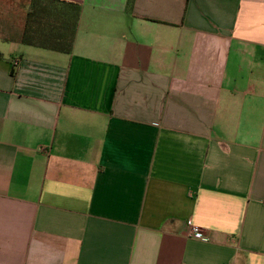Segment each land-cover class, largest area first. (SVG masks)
Listing matches in <instances>:
<instances>
[{
  "label": "crops",
  "instance_id": "1",
  "mask_svg": "<svg viewBox=\"0 0 264 264\" xmlns=\"http://www.w3.org/2000/svg\"><path fill=\"white\" fill-rule=\"evenodd\" d=\"M54 1L71 54L0 0V264H264V0Z\"/></svg>",
  "mask_w": 264,
  "mask_h": 264
},
{
  "label": "trees",
  "instance_id": "2",
  "mask_svg": "<svg viewBox=\"0 0 264 264\" xmlns=\"http://www.w3.org/2000/svg\"><path fill=\"white\" fill-rule=\"evenodd\" d=\"M41 0H32L33 5H32V10L28 13L27 18H26V26L24 30V34L22 37V43L30 46H36L39 48H44L48 50H53L57 51L60 53L64 54H71L72 49H73V42L75 39L76 31H77V26H78V19H79V12H80V7L75 4H68V3H62L64 7L67 8L71 7L72 10L75 11V20L72 25L69 24L67 21L65 25H63V28H65L64 35H60L59 39L55 40L54 42L50 43H43L39 41L32 40L31 38L28 37V28H30V24L33 22H36L37 19H40V16H38V13H50V9H53L54 4H56V1L54 0H44L45 2V9L43 8H36L38 3ZM62 28V26H61Z\"/></svg>",
  "mask_w": 264,
  "mask_h": 264
},
{
  "label": "built area",
  "instance_id": "3",
  "mask_svg": "<svg viewBox=\"0 0 264 264\" xmlns=\"http://www.w3.org/2000/svg\"><path fill=\"white\" fill-rule=\"evenodd\" d=\"M187 236L200 241L208 240L205 231L197 226H190L187 231Z\"/></svg>",
  "mask_w": 264,
  "mask_h": 264
}]
</instances>
